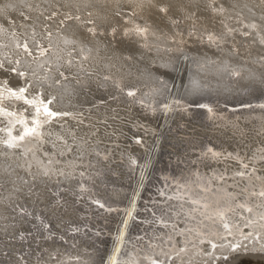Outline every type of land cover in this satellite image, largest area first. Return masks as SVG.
<instances>
[{
    "label": "snow or ice",
    "instance_id": "obj_1",
    "mask_svg": "<svg viewBox=\"0 0 264 264\" xmlns=\"http://www.w3.org/2000/svg\"><path fill=\"white\" fill-rule=\"evenodd\" d=\"M135 7L132 16L136 15L135 8L144 11L145 8L151 12L155 10L162 19H167L172 27H178L182 17L185 20H198L199 14L203 11L210 12L212 15L223 16L225 9L221 5L217 7L214 0L205 9L201 8L199 0H190L189 4L181 5L174 12L173 5L169 0H134ZM25 8L32 10L30 3L25 4ZM47 15L39 22L41 31L36 32L37 22L31 16H26L24 12H19V16L25 22H30L32 27L31 36L26 33L22 34L17 28H23L24 23H20L11 13L16 11L15 4L6 3L0 6V37L8 42L0 41V146L5 149L0 152V157L8 161V166L0 165V204L6 205L11 211V219L16 223H20L31 217L35 223H32L33 230L20 231L16 229V223L5 224L4 228H13L11 240L17 238L20 242H35L37 247L41 241L58 240L65 242V235L68 232L81 233L87 228V225L80 226L76 221H72L63 229L53 224L47 215L36 214L20 202L21 192L17 188L9 191L7 197H3V192L7 190V184L11 182L16 185L18 182L27 190V196H34L36 200L40 199L41 193L36 191L37 176L45 181L52 180L55 177L56 191L51 193V198L47 205V211L51 217L63 223L62 217L67 214L68 202L62 195L63 192H70L75 198V202L87 200L90 206H95L108 215L115 214L118 219L115 230L110 231L107 235L113 238V246L110 252L105 251L99 257V264H191L189 257L201 258L202 264H215L218 258L217 253L227 252L229 254H239L241 252L255 251L249 249L245 241L250 239H264V175L260 173L264 170L257 165H264V142H261L251 156L247 153L243 155L238 150L231 152L220 149L211 144L203 147L200 151L195 152L196 160L189 161L193 166L197 164H205L211 167L212 163L223 164L222 169H212L208 179L196 171L193 175L195 180L184 178H163V186L157 189L156 198H150L149 204L145 205L143 211L146 213L143 217L137 211V202L135 196L130 199L127 206L121 207L119 203L110 198L101 197L97 192L89 186V182H94V175H100L99 171L94 174L92 169L95 164L91 161H85L86 155H94L97 157V163L100 160H108L113 156V148H119L120 144L116 143L121 138L130 148L132 144L143 146L144 138L140 134L147 135L149 129L140 120L131 115V110L125 109H108L94 122L84 125V114L82 111H62L56 108L57 95L49 91L54 85L63 87L65 91L69 90L70 81H75L77 85H81L82 81L74 74L71 69L73 67V59L66 60L63 64L55 65V76L52 83H48V73L53 71L52 64L45 59L55 49L53 44L52 25L56 24L57 32L66 28L73 21H78L85 25L87 32L91 36L100 35L94 19H91L92 13H88V19L81 15H73L71 12H62L61 6L53 5ZM195 9V10H193ZM116 16H128L127 12L118 10ZM236 22L241 25L240 28L229 27L227 23L221 20L223 32L218 33L209 30L207 27L200 33L196 23H193L192 30L188 35H198V39L203 43L205 39L209 45H214L223 52V45L228 41V37H232V43L228 45L233 55L239 54V48L236 44V36L239 35L244 40L251 37V31L255 30L257 25L243 24L239 17ZM127 23L132 24L131 28L123 29L126 37H138L140 39V47L147 48L151 51L148 44L149 35H156L152 24L148 21L135 23L129 19ZM117 29L113 27L111 34L114 36ZM167 35V34H165ZM258 42L264 46V36L259 32L256 33ZM176 36L181 39L177 40ZM173 43L182 45L184 43L182 33H174L167 37ZM257 41H253L256 43ZM65 45L75 44L76 41L64 40ZM159 51V49H158ZM166 52L182 51L181 47L175 49L167 48ZM83 52V49H81ZM27 56L33 62H38V69H43L44 75H38L37 70L30 71V65L26 67L22 61ZM72 56V53H69ZM87 59V57H82ZM127 59H132L131 56ZM185 61L189 59L187 55L183 57ZM59 60V57H58ZM260 63L264 65V55L259 57ZM198 66L203 67L200 61H195ZM153 64L156 62L153 61ZM215 64V61H210ZM161 69L172 72H179L174 67V61L166 60L158 65L155 72ZM83 63L80 65V71H83ZM219 72H228L233 76H240L241 73L236 69L230 68L225 63ZM151 69L146 70L145 79L159 87H154L149 92H142L136 85L124 86L120 82L114 81L118 91L130 98V103L139 105L145 112L164 111L165 113L172 111L173 106L176 110L187 112L192 105L185 104L182 96L173 98L170 103L157 105L155 95L163 91H167L171 97L173 92L179 95L180 89H184L188 94L194 95L198 93L202 87L200 80L190 79L188 85H184L178 81L181 80L177 75L171 82L163 77L168 73L156 75ZM105 81L111 80V76H105ZM151 96V102H146L145 97ZM110 100H118L119 97H109ZM196 107L206 109L210 113V118H219L215 115V110L208 104H199L192 102ZM107 104V101L100 100L93 104L91 110H96ZM241 108L252 109L258 107L264 109V103L253 105L239 102ZM236 109H233L235 111ZM123 113V114H122ZM76 121L77 126L84 125L89 129L84 135H78V128H72L68 124V120ZM53 126L58 127L60 131H55ZM101 129L105 130V134L110 137L111 146H107L105 151H100L99 143L91 152L87 151V145L90 140L98 137ZM127 129V131H125ZM110 130V131H108ZM130 134V135H129ZM264 134V131L258 135ZM71 141V143L69 142ZM49 144L52 151H42L43 146ZM73 148H77V156L72 160L62 163L60 158L70 156ZM17 149H23L17 159L23 160L17 165V168L24 171L30 180H24L17 176L16 180L4 179L11 177L16 169L10 167L12 158L16 156ZM153 150H155V145ZM37 152L41 155L38 157ZM31 155V160L27 159ZM123 158V156H121ZM32 160H35L38 167V173H33ZM235 161L239 167L229 175L228 161ZM79 161V164L77 163ZM136 164L135 159L130 160V166ZM148 165L141 166L140 183H143L144 171ZM70 182L69 187H60V178ZM233 181L229 185L227 182ZM74 182V183H72ZM219 185V186H217ZM243 185V186H241ZM47 187V185H46ZM228 188H238L239 191H228ZM118 195V193H117ZM253 201H258L254 203ZM150 205V206H149ZM247 213L248 215H245ZM257 216V219L250 217ZM243 221V227H252L253 231L244 232L239 224L235 222L237 219ZM7 219L0 214V222ZM130 222L144 225L145 227L135 236H128ZM181 225H183L181 227ZM95 227V226H93ZM257 227L262 231H256ZM242 237L237 239L236 234ZM7 235L8 233L5 232ZM103 233V229H97L91 232L92 236L99 237ZM74 239V237H73ZM207 244V249L204 245ZM131 245V250H127ZM75 247V245H73ZM94 247V245H93ZM46 249L36 250L29 249L28 252L16 257L17 264H27V257L37 255L38 262L42 259V254ZM264 255V246L259 250ZM49 259L55 260L56 264H64L60 258L58 251L49 252ZM76 264H80L82 257L77 255L73 257ZM88 264V262H85Z\"/></svg>",
    "mask_w": 264,
    "mask_h": 264
},
{
    "label": "bare ground",
    "instance_id": "obj_2",
    "mask_svg": "<svg viewBox=\"0 0 264 264\" xmlns=\"http://www.w3.org/2000/svg\"><path fill=\"white\" fill-rule=\"evenodd\" d=\"M174 6L173 11L176 12L181 5L189 4L190 0H169ZM201 8L205 9L210 3V0H199ZM6 3H12L16 6V11L11 15L17 19L18 22L24 23V27L17 28V31L22 34L31 36L33 25L30 22H25L19 16V12H24L26 16H31L34 21L37 22L36 32L41 31L39 22L43 19L44 15H47L52 6H61L62 12H71L73 15H81L85 19H88V13H92L91 19H94L97 25V30L100 35L91 36L87 32L85 25L80 24L78 21H73L66 28L57 32L56 24L52 25L53 35L60 33L62 30L64 37H54L53 44L56 46L54 51L50 53L45 59L51 62L53 71L48 73L49 81L53 82L55 76V65L57 63L63 64L68 59H73V67L71 71L76 74L82 81L81 85H77L75 81H70L69 90L65 91L63 87L53 86L49 91H52L57 95L56 108L62 111H82L85 117L84 125L90 122H94L100 116H102L108 109H125L131 110V115L137 117L140 122L149 128L147 135L143 132L140 134L144 138V145L138 146L132 144L129 148L124 142L123 138L116 143L120 144L119 148H113V156L109 159H113L110 162L108 160H100L97 163V157L94 155H86L85 161L91 160L95 164V168L90 170L93 174L96 171L100 172V175H94V182H89V186L93 188L101 197L116 201L117 203H129L130 199L135 196L136 202L140 201L141 197H145L148 192H152L163 183L164 177L169 178H184L195 180L193 175L196 171L203 176V178H209L212 169H222L223 164L212 163L211 167L197 164L193 166L189 161H195V152L200 151L203 147L211 144L212 146L220 149H225L229 152L233 150L244 149L240 152L242 155L247 153L251 156L257 146L264 142V134L258 135L264 131V109L252 108L242 109L237 112L227 111L225 105H236L239 102L257 104L259 101H264V65L260 63L259 57L264 55V46H261L258 42L257 32L264 36V0H214L217 7L223 6L225 12L223 16L212 15L210 12H201L198 20H185L182 17L181 23L178 27H172L167 19H162L155 10L149 12L146 8L141 11L139 8H135L136 15L132 16L133 9L135 7L134 0H0V6ZM30 3L32 10L29 11L25 8V4ZM118 10H123L129 15L120 17L115 13ZM195 10V9H193ZM239 17L243 24L257 25L255 30L245 29L251 31V37L248 40H244L239 35L236 36V44L239 48V54L233 55L232 50L228 47L232 43V37H228V41L223 45V52L215 47L209 45L207 40L202 43L198 39V35L189 36V31L192 30L193 23H196L197 28L200 29V33L207 27L209 30H214L218 33L223 32L221 26V20L228 24L232 28H240L241 25L236 22V18ZM129 19H132L135 23H142L148 21L152 24L156 35H149L148 44L151 46V51L147 48L140 47V39L138 37H126L123 34V29L131 28L132 24L127 23ZM115 27L117 29L116 34H111V29ZM182 33L184 43L178 45L173 43L167 37L172 36L174 33ZM167 34V35H165ZM73 40L76 43L65 45L64 40ZM177 40H180V36H176ZM257 41L253 43V41ZM0 41L8 42L0 37ZM181 47L182 51L166 52L165 49H175ZM83 49V52H81ZM159 49V51H158ZM72 53V56H69ZM110 53L111 55H109ZM187 55L189 59L185 61L183 57ZM131 56L132 59H127ZM59 57V60H58ZM82 57H87L83 59ZM171 59L174 61V67L179 72H172L169 70L161 69L159 72H155L158 65L166 60ZM200 61L203 67L198 66L195 61ZM156 63L153 64L152 62ZM215 61L216 63H210ZM22 63L28 67L30 65L31 70H37L38 75H44L43 69H38V62H33L29 57L25 56ZM83 63V71H80V65ZM225 63L230 68L236 69L241 73L240 76H233L228 72H219ZM151 69L156 75H164V79L171 82L177 75L181 80L178 81L188 85L190 79H198L201 82V89L194 95L188 94L183 88L180 89L179 95L173 92L172 96L168 95L167 91H163L155 95V101L157 105L163 103H170L173 98H179L182 96L185 104L192 105L187 112H181L175 109L165 113L164 111H156L153 114L151 111L145 112L139 105H133L130 103V98L122 95L114 84V81L120 82L122 85H136L142 92H149L151 88L159 87L158 84H153L145 79L146 70ZM105 76H111L112 79L105 81ZM119 97L118 100H110L109 97ZM107 101V104L96 110H91L93 104L100 100ZM146 102H151L152 97H145ZM196 101L199 104H208L215 110L216 117L210 118V113L206 109L196 107L192 102ZM239 113V114H237ZM123 114V113H122ZM243 114L239 120L237 115ZM243 118V119H242ZM214 119V121H213ZM181 121L182 127L179 125ZM68 124L72 128H78V135H84L89 131L84 125L77 126L76 121L69 119ZM194 124L199 126L197 131L191 133L197 137L183 138L181 140L170 141L168 137L160 134V132L171 129L174 132V128H185L186 125ZM2 126V125H1ZM55 131H60L58 127L53 126ZM248 128L251 133L249 136H245L242 129ZM215 131H212L214 130ZM155 130L157 133H154ZM110 131V130H108ZM127 131V129H125ZM186 132V131H185ZM241 133L243 135H241ZM3 134L0 133V136ZM130 135V134H129ZM99 140L100 151H105L107 146H111L110 137L105 134V130L101 129L98 137L89 141L87 145V151L91 152L96 146V141ZM71 142V141H69ZM155 145V150H153ZM172 147L167 149L166 146ZM5 149L0 146V152ZM184 150L187 151L184 154ZM16 156L12 158L10 167L16 169L15 173L9 178L4 179L16 180L17 176L22 177L24 180H30V177L17 168L19 163L23 160L17 159L20 152L23 149H17ZM42 151L51 152V146L45 144ZM172 152L169 158L166 159L165 152ZM41 155L37 152V156ZM77 156V148H73L71 158H60L63 162L72 160V157ZM123 156V158H121ZM174 157V159H170ZM117 158L123 166L119 171H116V165L118 161H114ZM31 160V155L27 158ZM135 159L136 164L130 166V160ZM178 160V161H177ZM79 164V161H77ZM33 173H38V165L35 160H32ZM147 164L148 167L143 169L144 179L143 183H140L141 166ZM0 165L8 166V161L3 157H0ZM202 166V168H201ZM239 165L235 161H228L229 175L236 170ZM264 170V165L257 166ZM200 168V170H199ZM264 175V171L260 173ZM119 175V176H118ZM53 177L52 180H54ZM52 180L45 181L43 178L37 176V188L36 191L41 193L40 199L36 200L34 196H27V190L21 186V183L13 185L11 182L7 184V190L3 192V197L9 195V191L13 188L20 190V202L26 203L31 211L40 215H47L52 220L53 224L61 229V234L66 225L72 221H76L80 225L84 222L83 211L81 204L92 207L83 200L79 203L75 202V198L70 192H63L64 199L68 202L67 214L63 215L61 221L51 217L47 211V205L51 198V193L56 191L55 183ZM206 180V179H205ZM53 182V183H52ZM51 183V184H50ZM74 183V182H72ZM229 185L233 184L232 180L227 182ZM70 182L60 178V187H69ZM47 185V187H46ZM219 186V185H217ZM243 186V185H241ZM153 188V189H152ZM228 191L237 192L238 188H228ZM118 193V195H117ZM86 201V200H85ZM258 203V201H253ZM84 209V205H83ZM92 209V208H91ZM257 211H264V209H257ZM100 209L94 206V210L91 211V221L95 216H100ZM0 214L7 219L0 222V264H17L16 257L26 253L29 249L39 250L46 249L47 251L42 254V259L38 262L37 255H31L27 257V264H56L55 260L49 259V252L58 251L64 264H76L74 259H70L79 255L82 257L80 264H99V257L105 251L110 252L113 246V238L109 235H104L95 239L91 237L89 232L81 233H67L65 235V242L51 240L41 241L39 248L35 242L25 241L20 242L19 239L11 240V234L14 232L13 228H4L5 224L16 223L11 219L10 209L0 204ZM146 213H141L143 217ZM245 215H248L245 213ZM257 219V216L250 217ZM118 217L113 215H104L102 217L103 230L108 232L114 231ZM238 220V217L237 219ZM237 223L243 225V221ZM97 220L95 223H99ZM35 221L29 217L20 223H16V229L20 231L33 230L31 225ZM183 225H181L182 227ZM145 226L137 223L130 222V228L128 236L132 237L134 234H138ZM242 231L251 230L253 228H246ZM250 231V232H251ZM256 231H262L258 227ZM5 232L8 234L6 235ZM74 237V239H73ZM237 239H242L239 233L236 234ZM98 239H100L98 241ZM98 243V245L96 244ZM249 249H255V251H249L247 253L241 252L239 254H229L227 252L217 253L218 258L215 264H264V255H261L259 250L264 246V239H250L245 241ZM75 245V247H73ZM94 245V247H93ZM207 244L204 248L207 249ZM127 250H131L129 245ZM251 254L250 256L244 254ZM191 264H202L201 258L189 257ZM227 262V263H225Z\"/></svg>",
    "mask_w": 264,
    "mask_h": 264
},
{
    "label": "water",
    "instance_id": "obj_3",
    "mask_svg": "<svg viewBox=\"0 0 264 264\" xmlns=\"http://www.w3.org/2000/svg\"><path fill=\"white\" fill-rule=\"evenodd\" d=\"M261 103H264V101H259L257 104H255L254 103V105H258V104H261ZM245 104H249V103H245ZM212 107V106H211ZM256 108H258V107H256ZM225 109H227V111H232V112H237V111H240V110H242V109H245V108H241L240 106H239V104H236V105H225ZM233 109H236L235 111H233ZM237 114H239V113H237ZM241 117H243V114H241L240 116L239 115H237V118H238V120L241 118ZM243 119V118H242ZM213 121H214V119H213ZM145 124V123H144ZM180 124H182V123H180ZM1 126V125H0ZM263 127H264V125H263ZM148 128V127H147ZM149 129V128H148ZM244 129H246V128H244ZM154 133H157V131L155 130V132ZM218 149V148H217ZM218 150H220V148L218 149ZM223 150H225V149H223ZM243 148L242 149H240V152H243ZM199 165H201V164H199ZM201 168H202V166H201ZM199 170H200V168H199ZM163 186V183L160 185V186H158L157 188H155V189H153L152 190V192H148L147 194H146V196L145 197H141L140 198V201L137 203V211H139V213L141 214L142 212L144 213V211H143V209H144V207H145V205H148L149 204V200H150V198H156V195H157V189L158 188H161ZM85 203H87V200L85 201V200H83ZM79 204H81V208H82V211H83V213H82V215H83V223L80 225L81 227H83L84 225H87L88 227L87 228H85L84 229V231L85 232H89V234H90V236L91 237H94L95 239H97L98 237H95V236H92L91 235V232H94V231H96L97 229H104L103 228V221L104 220H102V217L104 216V215H107L108 216V214H106V213H104L102 210V212H100V216H95L94 217V219L91 221V211L92 210H94V206H92V207H88V205H85V204H82L81 202L79 203ZM129 204V203H128ZM127 203H119V205L121 206V207H125V206H127L128 205ZM83 205H84V209H83ZM150 206V205H149ZM92 208V209H91ZM97 220H100L99 221V223L100 224H96L95 222L97 221ZM93 226H95V227H93ZM104 232H105V234L107 235V233H108V231L107 230H103ZM70 233V232H69ZM59 234H61V233H59ZM106 235H104V234H102L101 236H99V237H104V236H106ZM137 234H134V235H132V237H135ZM100 239H98V241H99ZM97 245H98V243H96ZM70 259H72V258H70Z\"/></svg>",
    "mask_w": 264,
    "mask_h": 264
},
{
    "label": "rangeland",
    "instance_id": "obj_4",
    "mask_svg": "<svg viewBox=\"0 0 264 264\" xmlns=\"http://www.w3.org/2000/svg\"><path fill=\"white\" fill-rule=\"evenodd\" d=\"M64 30V29H63ZM62 30V31H63ZM60 32V33H58V34H54L53 35V38L54 37H59V38H63L64 37V34H63V32ZM109 55H111L110 53H108ZM112 56V55H111ZM51 63V62H50ZM181 123L182 124H179V125H181V127H182V125H183V123L184 124H186V122H183V121H181ZM197 128H199V126H196V125H194V124H191V125H186V127L185 128H180V127H176V128H174L175 130H174V132H173V130H171L170 128L169 129H167L166 131H163V132H160V134L161 135H163V136H165V137H168L169 138V140L170 141H174L175 139L176 140H181V139H183V138H188V137H192V138H195V137H197V135L195 136L194 134H192L191 135V133L192 132H194V131H197ZM186 131V132H185ZM212 131H215V129L214 130H212ZM242 131H243V134H244V140H246V137L245 136H249V134L251 133V131H250V129H248V128H246V129H242ZM242 133H241V135H243ZM175 140V141H176ZM71 143V142H70ZM166 148L167 149H172V147H170L169 145L168 146H166ZM184 154H186L187 153V151L186 150H184V152H183ZM164 155H166V159L167 158H169L171 155H173L172 154V152H165V154ZM66 157H70L71 158V155L70 156H66ZM66 157H64V158H66ZM72 158H74V157H72ZM111 158V157H110ZM171 160L172 159H174V157H171L170 158ZM111 160H113V159H109L108 161L110 162ZM114 161H118L117 163H119L120 161L117 159V158H115V160ZM178 161V160H177ZM112 162V161H111ZM121 166H123V164L121 163H119V165H116L115 166V168L117 169L116 171H119V169H120V167ZM257 166H259V165H257ZM119 176V175H118ZM63 178V177H62ZM204 179H208V177L207 178H204ZM55 180V179H54ZM54 180H52L53 182H54ZM52 182V183H53ZM51 184V183H50ZM235 222L236 223H240L241 221L239 220V218H238V220H235ZM241 227L243 228V229H246V228H244L243 227V225H241ZM248 228H251V227H248ZM251 230H247V231H245V232H250ZM245 255H248V256H250L251 254H244V256ZM252 256V255H251ZM225 263H227V262H225ZM253 262H249L248 264H252ZM243 264H245V263H243Z\"/></svg>",
    "mask_w": 264,
    "mask_h": 264
}]
</instances>
